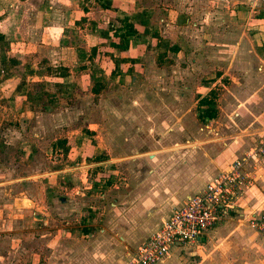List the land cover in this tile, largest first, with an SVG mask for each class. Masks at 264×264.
<instances>
[{
	"label": "crops",
	"instance_id": "0c3cea01",
	"mask_svg": "<svg viewBox=\"0 0 264 264\" xmlns=\"http://www.w3.org/2000/svg\"><path fill=\"white\" fill-rule=\"evenodd\" d=\"M85 1L0 0V34L4 37L0 40V107L4 99L11 107L5 106L4 110L11 113L13 110L16 117L26 116L22 95L29 81L42 83L45 80L43 61L52 68H56L55 64L62 65L55 73L59 81L65 78L63 72L72 74L78 63L81 71L89 70L88 63L95 61L96 47L99 51L100 48L107 51L112 47L120 48L124 56L133 59V37L127 38L128 45L115 35L117 29L110 31L114 37L110 34L101 37L97 35L100 23H93L95 19L91 17L90 11L96 9L110 19L121 1ZM233 1L239 4L234 7L238 12L232 10L238 21L226 16L220 18L217 23L220 31L211 35L218 42L229 43L231 57L226 69L217 68L222 71L218 72L219 76L214 74L209 78L208 87L195 86V98L199 95L196 100L187 98V90L192 87L187 85L190 83L186 77L190 76L187 64L195 57L186 50L182 52L184 64L180 74L185 78H181L180 88L185 92L181 97H149L151 100L135 95L132 98L121 96L114 101L116 106L123 107L120 111L123 113L106 117L115 124L113 131L102 126L104 136L103 128L98 130L104 159L72 165L70 191L56 197L63 208L72 211L67 216L69 220H78L76 214L87 210L82 216L85 222L82 237L73 229L71 236L50 234V254L55 261L45 264H125L176 209L201 194L221 171L256 145L264 127V15L255 14L264 13V6L262 0ZM88 4H92V8L87 7ZM230 11L228 7L226 13ZM199 24L200 21L194 23L196 29ZM102 25L107 28L105 22ZM79 32L86 33L88 44L76 45L83 35ZM70 38H77L71 42L74 46L60 45ZM114 38L124 44L119 47ZM134 76L130 82L135 86ZM224 78L228 80L227 86L221 83ZM218 84H222V94H216L214 100L217 117L200 120L198 102ZM121 126L127 128L121 131ZM87 134L84 131L82 137ZM112 138L113 155L108 149ZM61 198L66 201L62 202ZM263 207L264 171L261 178L242 191L229 215L201 235L194 246L174 249L158 264H264L263 245L254 243L256 237H264L249 224L250 219L259 217ZM89 211L96 217L87 216ZM9 262L14 264L4 260L6 264Z\"/></svg>",
	"mask_w": 264,
	"mask_h": 264
},
{
	"label": "rangeland",
	"instance_id": "374dc122",
	"mask_svg": "<svg viewBox=\"0 0 264 264\" xmlns=\"http://www.w3.org/2000/svg\"><path fill=\"white\" fill-rule=\"evenodd\" d=\"M120 1L119 9L110 14V19L105 18L96 9L90 11L91 17L95 19L93 23H100L97 35L101 37L108 34L114 37L110 31L116 29L123 33L128 30V25L136 30L131 42L134 47V51L131 52L134 55L132 60L124 56L120 48L112 47L108 51L104 50L106 48H100L99 51L96 47L95 61L91 60L88 63L89 70L81 71L78 63L72 69V74L59 81L55 79V73L58 66L62 65L55 64L56 68H52L53 66L46 64L47 61H43L41 67L43 75L46 76L45 80L43 79L42 83L29 81L28 89L22 95L26 102L24 118L16 117L13 110V114L10 110H4L5 106L11 107L6 100L1 101L0 256L4 257L0 259L3 261L2 264H6L5 259L14 264L35 261H39L40 264L52 263L55 259L50 254V234H59L60 237L71 236L70 231L73 229L82 237L85 225L82 216L87 210L76 214L78 220H69L67 216L72 211L63 208L56 197H62L70 191L68 182H71L69 177L72 175L70 173L72 165H87L104 159L103 146L100 144L102 139L98 135V130L100 127L103 128L101 132L104 136V127L113 131L115 124L106 117L123 113L120 112L123 107L116 106L114 102L118 97L132 98L135 95H141L146 99L181 97L185 92L180 88L181 78H185L184 74H180L184 64L182 52L186 50L193 52L191 57H195L190 61L188 59L187 64L190 73V76L186 75L190 81L187 85L192 86L187 90V98L196 100L199 95L197 94L195 98V86L201 84L208 87L207 84H211L209 78L214 74L216 77L219 76L220 70L217 71V68L226 69L228 59L231 57L229 43L218 42L212 39L211 35L220 31L217 25L220 18L226 16L225 18L231 21H238L237 14H233L238 12V9L234 8L239 5L236 1L231 0V3L227 0ZM262 5L264 6L263 2ZM196 6L198 7L195 9ZM87 7L92 8V4H88ZM95 7L97 5H94ZM190 7H193V10ZM228 7L231 8L229 14L226 13ZM256 13L258 14L255 15L259 17L264 15L262 11ZM199 21L201 24L196 29L194 23L197 24ZM104 22L107 28L103 27ZM237 29L239 32L240 28ZM79 33L83 35L78 38L79 42H76V45L88 44L89 39L84 36L86 33ZM76 39L70 38L66 44L60 45L74 46L75 44L71 42ZM114 40L118 42L119 47L124 44L119 38ZM90 45L92 47V42ZM226 51H229V54ZM38 66L40 69V64ZM133 76L135 86L130 82ZM149 82L159 86L143 85ZM221 83L227 86L228 80L224 78ZM221 85L218 84L214 88L217 95L222 94ZM95 91L99 93L96 94ZM119 117L122 118V115ZM128 125L130 126V123ZM125 128L127 127L124 126L123 129L120 127L121 131ZM84 131L88 134L82 137ZM113 142L114 138L109 141V146L107 143L112 155L115 150ZM81 189H84L83 186ZM92 212L89 211L87 216ZM91 217L94 218L96 215ZM255 242L261 243L264 249V239L261 236L256 237Z\"/></svg>",
	"mask_w": 264,
	"mask_h": 264
},
{
	"label": "built area",
	"instance_id": "2783aa9c",
	"mask_svg": "<svg viewBox=\"0 0 264 264\" xmlns=\"http://www.w3.org/2000/svg\"><path fill=\"white\" fill-rule=\"evenodd\" d=\"M263 171L264 127L255 146L221 171L201 194L176 209L125 264H158L174 249L194 246L201 235L229 215L242 191L261 178ZM249 224L264 237V207L259 217L250 219Z\"/></svg>",
	"mask_w": 264,
	"mask_h": 264
},
{
	"label": "trees",
	"instance_id": "16d2710c",
	"mask_svg": "<svg viewBox=\"0 0 264 264\" xmlns=\"http://www.w3.org/2000/svg\"><path fill=\"white\" fill-rule=\"evenodd\" d=\"M119 32L121 31L118 30L115 32V34H118L120 38L125 40V44L128 45L129 41L127 38L133 36L136 33V30L131 25H128L127 31L123 33H119ZM3 38H4L3 35L0 34V40H2ZM67 75L68 73L66 71L62 73L63 77H66ZM215 99H216L215 91H210L206 97H204L198 102V112H199L198 118L200 120L214 119L217 117V110L215 109V103H214Z\"/></svg>",
	"mask_w": 264,
	"mask_h": 264
},
{
	"label": "water",
	"instance_id": "95a60500",
	"mask_svg": "<svg viewBox=\"0 0 264 264\" xmlns=\"http://www.w3.org/2000/svg\"><path fill=\"white\" fill-rule=\"evenodd\" d=\"M60 200H61L62 202H65V201H66V199H64V198H61Z\"/></svg>",
	"mask_w": 264,
	"mask_h": 264
}]
</instances>
